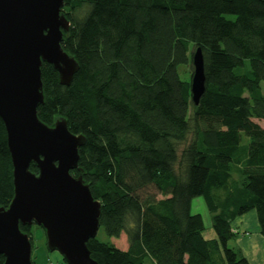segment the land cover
Instances as JSON below:
<instances>
[{"label": "trees", "instance_id": "16d2710c", "mask_svg": "<svg viewBox=\"0 0 264 264\" xmlns=\"http://www.w3.org/2000/svg\"><path fill=\"white\" fill-rule=\"evenodd\" d=\"M61 12L69 22L61 48L78 69L62 86L42 63L37 117L48 127L64 120L83 137L70 174L100 203L107 239L123 233L128 241L121 251L95 237L90 257L98 264H249L229 242L238 235L232 222L250 211L264 240V128L254 122H264V0H63ZM197 48L204 93L195 106L192 73L181 81L177 67L192 69ZM246 60L248 72L237 74ZM6 143L0 120L3 208L13 197ZM198 197L215 239L203 237V219L191 213ZM19 229L32 251L31 227Z\"/></svg>", "mask_w": 264, "mask_h": 264}, {"label": "water", "instance_id": "95a60500", "mask_svg": "<svg viewBox=\"0 0 264 264\" xmlns=\"http://www.w3.org/2000/svg\"><path fill=\"white\" fill-rule=\"evenodd\" d=\"M63 0H0V120L12 165L13 197L0 207V256L3 264H32L31 243L19 225L43 229L49 252L66 264H98L87 248L99 229L100 203L93 199L78 168L82 136L72 135L64 120L52 127L37 117L43 103L42 63L69 86L78 65L61 48L69 22ZM191 101L204 93L201 50L191 56ZM30 164L37 174L29 171Z\"/></svg>", "mask_w": 264, "mask_h": 264}, {"label": "rangeland", "instance_id": "374dc122", "mask_svg": "<svg viewBox=\"0 0 264 264\" xmlns=\"http://www.w3.org/2000/svg\"><path fill=\"white\" fill-rule=\"evenodd\" d=\"M248 69H249L248 61L246 60L245 65L242 68L237 69L236 73L237 74H246V72H248ZM177 73H178L179 79L181 81H188L190 78V75L192 73V69H191L190 65H184V64L179 65L177 67ZM254 122L256 124H258L260 127L264 128V122L263 121L254 120ZM247 143H248V138L243 135L242 145H245ZM233 180L234 181L238 180L237 171L233 172ZM146 191L148 193H150L151 195L155 194L156 199L162 198V196L159 194H156V191L154 192V190L152 188H149ZM191 213L192 214H199L203 219V223L205 225V228L206 229L209 228V226H210V215H209V213L206 209V206L204 204V201L201 197H198V198H195L192 200V202H191ZM243 217H244L243 219L246 220L247 227L250 230L248 232L255 231V229L258 227L255 212L250 211V212L244 214ZM236 222H237V219H235L232 222V225L233 226L238 225ZM30 236L32 238L31 256H32V260H33L34 264H44L46 262V260H48V259L53 261L55 264H66L62 260V257L59 253L48 251L47 246H46L45 233H44L42 228H40L36 225H32ZM96 238L100 241H103V242L109 241L110 243H112L115 246V248H117L121 251H125L128 248V241H127L126 235L123 233L119 236L118 239L112 238V239L108 240L104 234L103 229H99L97 232ZM234 245H236L235 241L229 242V247H233ZM146 264H150V263L147 262Z\"/></svg>", "mask_w": 264, "mask_h": 264}, {"label": "crops", "instance_id": "0c3cea01", "mask_svg": "<svg viewBox=\"0 0 264 264\" xmlns=\"http://www.w3.org/2000/svg\"><path fill=\"white\" fill-rule=\"evenodd\" d=\"M243 216L236 218L238 225H232L233 231L238 234L234 240L236 243L234 247L240 250L249 264H264V240L259 233V227L253 232H248L250 230ZM203 237L206 240L215 239V234L210 226L208 229H205Z\"/></svg>", "mask_w": 264, "mask_h": 264}, {"label": "built area", "instance_id": "2783aa9c", "mask_svg": "<svg viewBox=\"0 0 264 264\" xmlns=\"http://www.w3.org/2000/svg\"><path fill=\"white\" fill-rule=\"evenodd\" d=\"M44 264H55V263L48 259V260H46V262Z\"/></svg>", "mask_w": 264, "mask_h": 264}, {"label": "bare ground", "instance_id": "6f19581e", "mask_svg": "<svg viewBox=\"0 0 264 264\" xmlns=\"http://www.w3.org/2000/svg\"><path fill=\"white\" fill-rule=\"evenodd\" d=\"M62 13V12H61ZM65 16V15H64ZM66 18V17H65ZM68 21V19H67ZM62 42V41H61ZM58 76V75H57ZM44 124V123H43ZM5 129V128H4ZM6 133V132H5ZM7 144V143H6ZM8 149V148H7ZM11 161V160H10ZM31 165V164H30ZM12 166V165H11ZM31 167V166H30ZM31 172V171H30ZM34 173V172H33ZM71 173V172H70ZM36 174V173H35Z\"/></svg>", "mask_w": 264, "mask_h": 264}]
</instances>
